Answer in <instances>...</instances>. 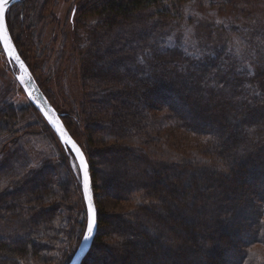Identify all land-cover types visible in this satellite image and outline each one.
Returning <instances> with one entry per match:
<instances>
[{"label": "rangeland", "instance_id": "374dc122", "mask_svg": "<svg viewBox=\"0 0 264 264\" xmlns=\"http://www.w3.org/2000/svg\"><path fill=\"white\" fill-rule=\"evenodd\" d=\"M43 1V12L39 14L41 17L36 19L37 34L30 33L31 30L27 28V25L28 27L30 25L27 18L17 25L19 30L24 31L21 33L17 29L14 36L18 38L19 50L24 53L26 65L60 117L61 114H76L79 118V121L74 119L73 123L71 121L70 123L76 135V142L82 150L84 148V152L91 151L92 153L90 156L87 154V158L90 163L97 222L98 218L100 222V218L103 217L109 218L107 221L113 223L121 216L127 218L128 215L134 213L132 215L134 219L127 220L131 227L136 226L135 222L158 226L160 219L152 220L151 216H146L147 218L140 216V219H135V214L145 213L144 211L136 212L137 207L141 206L139 204L145 200L152 202L165 224L168 223L169 214L165 208H162L165 207L164 201L160 205L153 200L143 198L142 192L132 197L131 195L125 197L127 195L121 192L123 188L119 186L128 181L127 175L133 174L132 167L146 169L141 164V155L137 150L132 149L133 151L123 159L117 158L119 162H116L114 168L108 166V163L115 158L110 152L115 141L128 145V142L117 141L111 132L108 133L113 124L109 122L111 117L107 105L108 103L115 104L116 97H114L115 101L109 99L106 105L101 100L89 102L86 96L98 89L101 82H105V86L112 84L121 90L126 87L142 91L151 87L150 79H161L163 83H167L165 88L171 89L174 87L169 81L174 79V73H190L188 64L193 63L198 69H205L206 66L210 68L211 64L218 65L216 71L219 77L233 74L232 78H229L232 79L231 83L224 85L226 89H222L223 92L220 95L217 93V98H215L222 104L228 103L227 106H230V100L231 98L234 100L235 96V101H240L237 104V109H239L241 102H245V99L248 104L249 101L253 102L251 99L255 97H264V0H168L162 5L143 9L129 19L120 16L111 17L112 15L101 11L99 7L108 0ZM112 19H115V23ZM174 61L182 62L184 67L179 70L176 64H172ZM86 66L90 69L86 71L90 73L89 76L84 77L82 72ZM16 73V66L9 63L0 46V108L6 104L15 108L31 105L15 78ZM112 73L116 74V78L111 81L102 80V75L110 76ZM207 77L202 76L205 80L203 83L207 82ZM142 84L147 87L142 89ZM124 94H126L122 96L124 107L110 119L116 125L128 123L130 120L128 113L136 103L127 92ZM88 112L95 114L94 120L90 123L82 116ZM145 114L150 119H155L162 115L167 116L165 114L168 113L165 109L159 111L147 108ZM180 114L178 113L183 117L184 114L182 112ZM244 118L245 115L240 119ZM68 119L71 118L68 116ZM42 121L45 120L34 109L19 124L20 127H16L15 132L0 136V199L2 200L9 194L19 195L22 197L21 200L25 198L23 202L25 205L22 206L28 207L30 206L29 196L37 186L58 183L59 187H64L67 184L74 194L79 192L76 208L78 212L74 219L73 229L74 233H80L83 230L79 223L84 225L86 207H84L82 188V198L78 190V182L81 184L79 168L72 154L64 150L54 133L45 130ZM140 123L141 120L138 124ZM235 123H233L234 126H236ZM136 124H133V129H135L131 131L135 135L139 134L138 128L135 127ZM170 124H165L159 132H149L148 137L165 135L164 150L159 151V155L166 165L178 169L173 172L178 178L181 176V171L184 170V173L189 171L183 169V164L188 167L192 161L194 167L201 164L202 166L198 168L208 169L210 165L217 162L222 148L212 146L211 137L191 134ZM29 125L34 126L26 131L25 128ZM101 127L105 129L101 130ZM237 128L232 129L236 133V143L242 142L241 137L245 134L242 128ZM255 130L257 131L255 137H257L261 130L258 126ZM238 132H240L239 135ZM152 145V148L157 151L155 144L152 143ZM63 150L67 153V158ZM154 152L152 150L150 153ZM214 152L217 155H213ZM149 156L152 157L153 162L156 161L153 155ZM214 158L215 161H213ZM46 167L54 168L55 171L57 168L58 174L54 175ZM161 172L153 178H162L167 182L165 187L171 190V186L177 184V181L172 178L173 173ZM109 173L114 174L121 185L108 191L102 179L105 176L108 178ZM205 178L208 177L205 176ZM130 187L133 188V186ZM167 195L170 194L166 193L165 196ZM251 199L253 206L258 208L257 223L249 226L244 209L237 210L234 213L238 218L235 220V229L236 234H240L242 240L239 238L235 244L241 247L244 240L250 239L251 245L249 244L250 246L245 249L246 256L242 264H264V198L261 200L257 197L256 199L254 195ZM12 202L10 200L7 204H12ZM174 203L177 209L184 212L185 207L190 210V203L194 205L197 201L195 198L188 203L186 198L180 197ZM155 207H150L148 211L152 209L155 211ZM23 210L24 207H20V210L15 211L14 214L0 211V239L13 238L16 240L29 236L33 240L45 242L48 248L40 251V257L42 254L41 258H44V263L50 259L49 263L52 261L53 264L60 260L66 252H71L68 248L76 246V238L73 240L68 234L52 240L40 232L30 230L33 224L30 223L29 216L25 215ZM59 210L53 211L46 224L44 221L41 222L42 225L48 223L56 224V226L64 225V221L61 222L62 216ZM67 210H63L64 214L61 215H65ZM72 211L73 206L71 213ZM251 211L245 212L248 218ZM76 221H78L77 226ZM163 227L165 230V226ZM105 228H110V225ZM240 229H246L249 234L244 235ZM143 232L149 234L146 230ZM156 233L159 231L157 230ZM136 237L141 239L146 236L137 232ZM169 240L162 238L164 243L172 246L173 242L170 238ZM109 241L110 238L107 237L105 242Z\"/></svg>", "mask_w": 264, "mask_h": 264}, {"label": "trees", "instance_id": "16d2710c", "mask_svg": "<svg viewBox=\"0 0 264 264\" xmlns=\"http://www.w3.org/2000/svg\"><path fill=\"white\" fill-rule=\"evenodd\" d=\"M165 1L168 0H108L99 9L112 15L111 17L120 16L129 19L135 13L143 9L162 5ZM43 9V0H21L7 11L6 21L9 32L25 62L24 53L19 50L18 38H15L14 33L18 29L17 25H20L24 19L28 18L30 25L29 27L27 25V28L29 31L31 30V34L36 35V19L41 17L39 14L43 12ZM112 22L115 23V19H112ZM23 31L19 30L18 32L22 33ZM172 64H176L179 70L184 67L182 62L174 61ZM188 65L190 73H174V79L169 81L174 87L171 89L165 88L167 83H163L164 81H161V79H150V88L142 84V89L147 87L142 91L127 89L126 87L121 90L112 84L105 86V82H101L98 85V89L91 91L86 96V100L89 102L101 100L106 105L109 99L115 101L114 97H116L115 104L108 103L107 105L110 109L109 115L111 118L115 116L116 112L118 114V110L124 107L122 100V96L126 95L124 92H127L128 96L132 97L133 101L136 102L128 113L130 120L127 124L116 125L110 120L111 118L109 119L113 126L109 128L108 133L111 132L117 141L128 142V145H122L115 141L110 148V152L115 158L111 163H108V166L114 168L116 162H119L117 158L123 159L128 153L133 151L132 149L137 150L141 155V164L146 169L142 170L141 167H132L133 174L127 175L128 181L119 186L123 188L121 192L123 191L127 195L125 197H130V195L132 197L142 192L143 198L153 200L156 203H160V205L164 201L165 207L162 208H165L170 218H168L169 222L165 224L157 213L158 209L155 205L145 200L139 204L141 206H138L136 211H144L145 213L135 214V219H140V216L144 218L151 216L152 220L155 218V220L160 219L159 225H156L158 228L154 224L139 222H135L137 223L135 224L136 226L131 227L127 220L133 218L132 215L134 213L130 216L128 215L127 218L121 216L113 223L107 221L109 218L105 219L102 217L100 222L98 218L99 226L94 242L82 264H242L246 256L245 249L251 243L249 242L250 239H247L244 240L241 247L236 246L235 243L242 237H240V234H236L235 220L238 218H236L234 213L237 210L241 211V209H244L245 218L248 219L249 226L255 225L258 219L256 218L258 208L253 206L251 197L255 195L256 199L257 197L261 200L264 198V97H255L251 99L253 102L249 101L248 104L245 99V102H241L242 105L239 109H237V104L240 101H235V96L234 100L231 98L230 106H227L228 103L226 102V104H222L215 98H217V93L220 95L223 92L222 89H226L224 85L231 83L232 79L230 80L229 78H232L233 74L219 77L216 71L218 65L216 66L215 64H211L210 68L206 66L205 69H198L193 63ZM87 69L90 70L86 66V69L82 72L85 75L84 77L89 76L90 72L86 71ZM113 73L110 76L102 75V80L111 81L116 78V74ZM203 75L208 76L207 79L211 81L208 82L207 80L206 83H203L205 81L202 78ZM147 108L159 111L165 109L168 114H165L167 116L162 115L155 119H150L145 114V109ZM34 109L32 104L23 108H15L7 104L3 105L0 108V136L15 132L16 127H20L19 124ZM181 112L184 114L183 117L178 115ZM244 115L245 118L241 120L240 118ZM68 116L71 118L68 119L69 121L67 120ZM82 116L90 123L94 120L95 114L94 112H88V114H83ZM61 119L71 136L76 140L71 123H73L74 119L79 121V118L76 114H61ZM140 120L141 123L138 124ZM222 120L224 121L222 122ZM134 123H137L135 127L139 130V134L136 133V135L131 132L135 129H133ZM168 123H171V126H178L181 130L191 134L211 137L212 146H221L222 148L221 154H218L217 162L214 165H210L208 169H203L204 167L198 168L202 166L201 164L194 167L192 161L188 164V167L183 164V169L185 171L188 169L189 171L185 173L184 170L181 171V176L178 178L173 173L176 168L166 165L159 155V151L164 150L163 139H165V135L148 137L149 132H159ZM42 124L46 131L52 133L45 121H42ZM29 126L25 128L26 131L34 125ZM257 126L261 131L255 137ZM234 127H240L245 131V134L242 135L243 138L241 137L242 142L236 143V133L232 131ZM102 129L104 130L105 128L101 127ZM152 143L155 144L157 151L152 148ZM152 150L155 151L153 154L150 153ZM65 151L64 156L67 158V151ZM84 153L86 157L87 154L89 156L92 154L91 151ZM149 155H153L156 161L153 162L152 157ZM213 155H217V153L215 154L214 152ZM87 161L89 163L88 158ZM213 161H215V158ZM46 168L51 173L53 172L54 175L58 174L57 168V172L54 168ZM158 171H166L168 174L173 173L171 175L175 177L173 176L172 178L177 181V184L171 186V190L166 188L167 182L162 178H153L154 175L158 176L160 174ZM205 176L208 178L206 179ZM102 181L106 183L108 191L117 188L119 184L121 185L119 180L114 177V174H110L108 178L105 176ZM55 184L37 186L30 194L31 196H29L30 206L28 207L22 206L25 205L23 203L25 198L21 200V196L9 194L2 200L0 199V211L14 214L15 211L20 210V207H24L23 212L29 216V221L33 224L30 226V230L33 229L40 232V234H44L46 238L52 240L59 239L63 234H68L73 240L76 238V246L68 248L71 252H66L60 260L54 263L68 264L84 234L86 211L84 213V225L79 223L83 231L74 233L73 226L75 225L74 219H76L78 212L76 208L79 192L74 194L67 184L64 187H59L58 183ZM78 184V190L82 198L81 184L79 182ZM130 186H133V188ZM166 193L170 195L165 196ZM178 197L186 198L188 203L191 199L195 200L196 198L197 204L193 205L190 203L191 207L189 208L191 209L188 210L185 207L183 212L175 206L174 202L179 199ZM10 200L13 201L12 204H7ZM72 206L73 211L71 213ZM150 207H155V211L153 209L148 211ZM60 208L67 210L65 215H61L64 213L63 210H59ZM56 209L61 212L60 216L62 218L60 219L61 222L64 221V225L56 226V224L52 225L51 223L42 225L41 222L44 221L46 224V221ZM247 210H252L249 218L245 213ZM198 218L201 219L200 222H198ZM76 222L77 226L78 221ZM107 224L110 225L108 229L105 228L108 226ZM163 226H165V230H163ZM146 227L148 228L146 229ZM145 230L149 234L143 232ZM157 230L159 233H156ZM240 230L244 235L249 234L246 229ZM137 232L146 237L138 239L136 237ZM165 232L166 234H163ZM107 237L110 238L109 242H105ZM162 238L166 240L170 238L173 242L172 246L164 243ZM47 248V243L33 240L29 236H24L21 239L17 238L16 240H13V238L0 239V264H53L52 261L49 263L48 260L50 259L47 260V263H44V258H41L43 257L42 254L40 257V251L47 250Z\"/></svg>", "mask_w": 264, "mask_h": 264}, {"label": "water", "instance_id": "95a60500", "mask_svg": "<svg viewBox=\"0 0 264 264\" xmlns=\"http://www.w3.org/2000/svg\"><path fill=\"white\" fill-rule=\"evenodd\" d=\"M21 0H0V46L10 64L17 68L15 78L29 102L40 113L62 147L74 157L80 171L82 194L87 213V224L82 239L68 264H82L97 233V208L94 200L90 166L81 146L71 136L59 113L50 104L34 76L20 56L8 29L6 15L10 7Z\"/></svg>", "mask_w": 264, "mask_h": 264}]
</instances>
